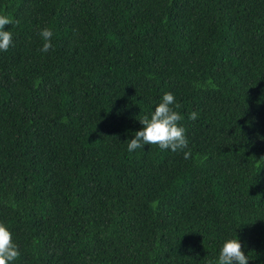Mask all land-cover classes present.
I'll return each mask as SVG.
<instances>
[{
	"label": "trees",
	"instance_id": "1",
	"mask_svg": "<svg viewBox=\"0 0 264 264\" xmlns=\"http://www.w3.org/2000/svg\"><path fill=\"white\" fill-rule=\"evenodd\" d=\"M0 14L11 264H208L235 236L264 264V0H0ZM165 92L189 159L127 150Z\"/></svg>",
	"mask_w": 264,
	"mask_h": 264
},
{
	"label": "clouds",
	"instance_id": "2",
	"mask_svg": "<svg viewBox=\"0 0 264 264\" xmlns=\"http://www.w3.org/2000/svg\"><path fill=\"white\" fill-rule=\"evenodd\" d=\"M12 23L13 19L10 16L0 14V51H7L13 43L12 33L5 30V26ZM38 34L43 41L40 51L49 52L53 47L51 43L53 31L44 27ZM207 83L211 85V80ZM196 86L202 87L203 85L197 82ZM179 107L171 92L163 93L154 111L139 119L143 127L134 133L132 139L128 140L127 150L131 153L141 149L144 145H157L161 150L183 152L184 159L191 158L185 128L179 123L183 118L176 110ZM197 115L193 111L188 118L195 120ZM12 207H15L14 203ZM19 255L18 245L13 241L11 231L5 223L0 222V264H11ZM248 260L249 256L244 253L241 243L235 236L224 240L219 249L218 258L208 261V264H248Z\"/></svg>",
	"mask_w": 264,
	"mask_h": 264
}]
</instances>
